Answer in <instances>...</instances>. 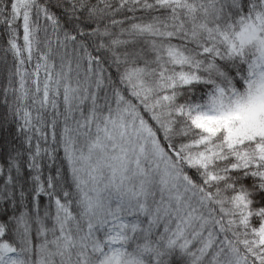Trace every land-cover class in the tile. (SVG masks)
I'll return each mask as SVG.
<instances>
[{
  "label": "snow or ice",
  "instance_id": "obj_1",
  "mask_svg": "<svg viewBox=\"0 0 264 264\" xmlns=\"http://www.w3.org/2000/svg\"><path fill=\"white\" fill-rule=\"evenodd\" d=\"M0 264H264V0H0Z\"/></svg>",
  "mask_w": 264,
  "mask_h": 264
}]
</instances>
